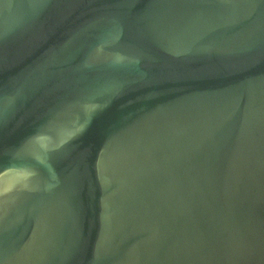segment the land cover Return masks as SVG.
Wrapping results in <instances>:
<instances>
[{"label": "water", "instance_id": "water-1", "mask_svg": "<svg viewBox=\"0 0 264 264\" xmlns=\"http://www.w3.org/2000/svg\"><path fill=\"white\" fill-rule=\"evenodd\" d=\"M0 264H264V0H0Z\"/></svg>", "mask_w": 264, "mask_h": 264}]
</instances>
